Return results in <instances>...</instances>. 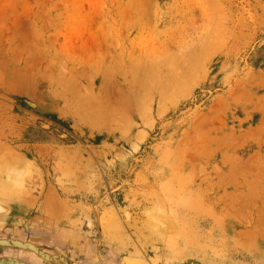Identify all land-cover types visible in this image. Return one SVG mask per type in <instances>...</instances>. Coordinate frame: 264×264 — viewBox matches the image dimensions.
I'll return each instance as SVG.
<instances>
[{
	"label": "rangeland",
	"instance_id": "obj_1",
	"mask_svg": "<svg viewBox=\"0 0 264 264\" xmlns=\"http://www.w3.org/2000/svg\"><path fill=\"white\" fill-rule=\"evenodd\" d=\"M1 239L264 264V0H0Z\"/></svg>",
	"mask_w": 264,
	"mask_h": 264
},
{
	"label": "water",
	"instance_id": "obj_2",
	"mask_svg": "<svg viewBox=\"0 0 264 264\" xmlns=\"http://www.w3.org/2000/svg\"><path fill=\"white\" fill-rule=\"evenodd\" d=\"M0 246H12V247H18L22 249H27V250L37 253L38 255L45 256V258H47L46 259L47 261H50L54 264H60L57 262L55 257L45 254L39 247L34 246L30 243H23V242L16 241L13 239H8V240H0ZM0 264H27V263L21 262L16 259L5 258V259H0Z\"/></svg>",
	"mask_w": 264,
	"mask_h": 264
},
{
	"label": "flooded vegetation",
	"instance_id": "obj_3",
	"mask_svg": "<svg viewBox=\"0 0 264 264\" xmlns=\"http://www.w3.org/2000/svg\"><path fill=\"white\" fill-rule=\"evenodd\" d=\"M1 240H6V239H1ZM44 252V251H43ZM45 252H47V251H45ZM44 252V253H45ZM50 252H47V255H50V256H53V257H55L53 254H49ZM46 254V253H45ZM57 256V255H56ZM3 258H9V259H16V260H21V259H19V258H15V257H3ZM64 259V258H63ZM29 262H31V261H29ZM35 262V264H37V261H34ZM65 264H78V262H75V261H73V260H64L63 261ZM24 263H26V262H24ZM63 263V264H64ZM33 264V263H32Z\"/></svg>",
	"mask_w": 264,
	"mask_h": 264
},
{
	"label": "bare ground",
	"instance_id": "obj_4",
	"mask_svg": "<svg viewBox=\"0 0 264 264\" xmlns=\"http://www.w3.org/2000/svg\"><path fill=\"white\" fill-rule=\"evenodd\" d=\"M104 226L106 227V224L104 223ZM35 253V252H34ZM35 254H37V253H35ZM38 255V254H37ZM40 257H43V258H45V256H42V255H39ZM7 259H9V258H7ZM45 259H47V258H45Z\"/></svg>",
	"mask_w": 264,
	"mask_h": 264
}]
</instances>
